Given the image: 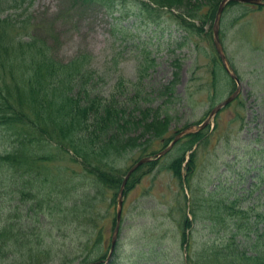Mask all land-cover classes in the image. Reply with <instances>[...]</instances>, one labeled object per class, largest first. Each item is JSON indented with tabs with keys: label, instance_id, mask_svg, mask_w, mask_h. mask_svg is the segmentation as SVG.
Masks as SVG:
<instances>
[{
	"label": "rangeland",
	"instance_id": "rangeland-1",
	"mask_svg": "<svg viewBox=\"0 0 264 264\" xmlns=\"http://www.w3.org/2000/svg\"><path fill=\"white\" fill-rule=\"evenodd\" d=\"M137 2L116 0L114 7L107 9L74 0H26L2 13L17 22L30 18V35L45 41L57 60L90 53L94 68L104 76L99 83L102 89L109 88L117 77L128 84L135 82L139 74L144 75L137 87L140 96L145 97L138 101L142 103L139 108H151L149 117L155 111L161 118L167 116L165 128L161 137L152 138L144 130L146 124L138 123L133 133L140 135L137 146L112 163L120 172H127L144 157H154L178 132L204 121L212 108L236 88L219 62L213 23L201 27L196 21L199 30L186 31L165 9L148 14L138 8ZM172 12L178 14L179 10ZM217 37L227 67L238 78V96L202 129L208 132L207 140L198 142L197 165L188 183L184 167L196 145L184 155L179 180L171 168L182 154V140L155 160L154 166L145 163L133 171L123 193L119 229L108 261L104 262L111 250L119 188L114 191L87 182L81 189L69 183L70 190L74 189L69 198H79L77 203L82 207L72 217L63 218L55 212L57 209L51 214H26L28 204L0 185V208H4L0 209V222L13 212L8 213L10 209H18L14 216H21L19 223L28 233L26 239L34 241L37 234V239L46 244L43 250V245L35 243L36 254L43 256L35 264H88L98 260V264H183L191 248L216 237L204 224L213 208L235 200L236 205L251 209L250 213L262 211L264 6L239 2L225 5ZM171 85L170 91L164 89ZM4 140L0 134V149ZM61 164L70 166L67 161ZM70 167L65 180L80 179L75 172L81 171ZM181 188L191 209L201 217V222L193 224L186 244L181 243L177 225L181 207L188 206ZM189 189L194 196H190ZM83 194H89L86 211L85 199H80ZM188 216L192 220L189 212ZM240 237H236L238 242H242ZM8 252L4 250L7 254L0 258V264H19Z\"/></svg>",
	"mask_w": 264,
	"mask_h": 264
},
{
	"label": "trees",
	"instance_id": "trees-1",
	"mask_svg": "<svg viewBox=\"0 0 264 264\" xmlns=\"http://www.w3.org/2000/svg\"><path fill=\"white\" fill-rule=\"evenodd\" d=\"M74 1L112 9L116 0ZM221 1L139 0L137 6L148 14L165 9L177 26L191 31L199 30L207 22L213 23ZM25 2L0 0V134L5 139L0 149V185L28 204L26 214L39 211L51 214L57 209L55 212L60 217H72L82 203H77L79 198L71 201L69 196L74 189L70 190L69 185L82 189L88 182L117 191L126 172H120L112 163L137 146L140 135L133 133L138 123L146 124L144 130L152 138L161 137L167 116L161 118L155 111L149 117L151 108H139L142 103L138 101L145 98L137 88L144 77L142 73L135 82L126 84L123 77H117L114 84L102 89L99 83L104 81V76L94 68L90 53H77L66 61L57 60L45 41L30 35L29 28L33 26L30 18L17 22L9 15L2 16L6 8L13 9ZM234 3L229 2L227 6ZM175 9L179 10L178 14H173ZM196 21L201 25L197 26ZM164 89L170 91L172 85ZM207 133L199 130L177 141L184 143L181 156L171 167L178 180L184 155L196 145L184 167L187 183L194 174L198 142L207 140ZM62 161L80 170L75 172L80 179L70 178L67 182V168L71 170V167L64 166ZM155 163L153 160L145 165L152 167ZM180 193L188 203L181 207L177 219L181 243L186 244L193 224L201 222V217L191 209L183 188ZM189 193L194 196L191 189ZM83 195L80 199H85V210L89 194ZM17 210L10 209L8 217L0 222V258L6 256V250L12 257L16 256L19 264H35L41 256L36 254L35 243L43 245V250L46 244L37 239V234L34 241L26 239L28 233L19 223L21 216H14ZM250 211L236 205L235 200L213 208L204 218V224L216 237L203 241L194 250L190 247L183 264H264V200L262 211ZM237 236H241L242 242L237 241Z\"/></svg>",
	"mask_w": 264,
	"mask_h": 264
},
{
	"label": "water",
	"instance_id": "water-1",
	"mask_svg": "<svg viewBox=\"0 0 264 264\" xmlns=\"http://www.w3.org/2000/svg\"><path fill=\"white\" fill-rule=\"evenodd\" d=\"M229 1H235V2H241V3H248V4H253V5H257V6H262L264 5V2L261 1V0H223L217 10V13H216V16H215V20H214V24H213V32H214V45H215V48L217 50V53L223 63V66L224 68L226 69V71L228 72V74L230 75L231 78L237 80V78L232 74L230 73L226 63H225V57L223 56V54L221 53V49L219 47V42H218V28H219V21H220V17H221V13H222V10H223V7L224 5L229 2ZM239 92V89L237 87L236 91L231 94L226 100H224L222 103L218 104L216 107H214L211 112L209 113V116L199 125H196V126H191V127H188L186 129H184L183 131H181L175 138L174 140L171 142L170 145H168L164 150H162L161 152H159L157 154V157H161L163 156L164 154H166L169 149L173 146V144L177 141V139L185 134H188V133H193V132H196L202 128H204L207 123L209 122V119L214 117L215 114L222 108L224 107L226 104H228L229 102H231L238 94ZM152 158L150 157H145V158H142L140 159L139 161H137L131 168H129V170L127 171L122 183H121V186H120V189L118 191V196H117V211H116V224H115V229H114V233H113V236H112V242H111V250H110V253H109V256L107 257V260H109V258L111 257V254H112V251H113V248H114V244H115V238H116V235H117V232H118V229H119V220H120V215H121V208H122V196H123V189H124V186H125V183L127 181V179L129 178L130 174L139 166H141L142 164H145L149 161H151Z\"/></svg>",
	"mask_w": 264,
	"mask_h": 264
}]
</instances>
